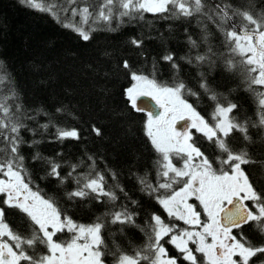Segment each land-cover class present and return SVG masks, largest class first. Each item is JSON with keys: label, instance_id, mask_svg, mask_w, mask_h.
Here are the masks:
<instances>
[{"label": "snow or ice", "instance_id": "1", "mask_svg": "<svg viewBox=\"0 0 264 264\" xmlns=\"http://www.w3.org/2000/svg\"><path fill=\"white\" fill-rule=\"evenodd\" d=\"M31 10L48 14L56 23L73 31L82 41L92 38L97 26L116 31L125 21L143 20L145 14L159 15L164 19L190 20L201 18L214 24L223 35V46L237 62L227 58L228 70L238 68L247 84L248 91L258 99V124L264 127V13L238 11L236 6L208 0H96L81 3V0H19ZM255 7V5H253ZM242 17L247 23L242 26L232 22ZM79 17V19H77ZM116 27H113V22ZM231 26L229 27V23ZM187 30V29H186ZM203 39L210 34L204 27ZM189 44L196 48L197 42L188 37ZM130 43L137 48L142 41L136 38ZM212 53V48H208ZM214 55V53H213ZM178 69L173 55L162 57ZM207 54H197L195 61L204 62ZM191 63L192 60L188 59ZM0 83L6 93L0 95V264H108L111 250L104 232L109 225L132 226L145 235L142 247L134 255L117 250L111 252V264H264V240L256 243L245 232L247 226L264 234V183L256 181L243 165L252 161L246 150H235L229 138L234 132L250 139L248 127L233 115L239 109L235 102L219 101L215 93L209 96L214 104L210 120L197 110L187 96L197 92L174 78L171 83L157 79L155 63L151 74L133 70L131 63H118L116 72L129 81L120 95L127 106L136 113H143V131L151 149L156 153L155 182L147 176L137 177L141 191L155 200L166 214L168 221L156 212L141 227L136 221L134 208L120 205L118 188L132 205L127 192L117 182L107 186L105 176L96 171L93 157L88 173H78L79 164L69 165L66 175L61 174L62 163L44 157L39 151L31 156L33 162L45 165L42 179H55L59 185L74 183L72 190L64 189L66 201L49 196L39 186L33 187L32 173L26 166L23 154L25 146L34 148L41 141L35 139L39 129H56V139H80L75 128L58 127L55 117L43 109L29 110L20 103L14 79L0 62ZM200 88L210 92L208 85ZM260 89V90H257ZM57 113L65 112L57 108ZM38 116L48 117V122L30 127L27 121H36ZM256 127V124L252 125ZM194 130V131H193ZM92 131L100 135L99 128ZM24 132L33 138H25ZM200 134L213 147L210 157L198 145ZM113 180L116 174L112 173ZM107 198L112 209L98 216L93 223H78L61 204L71 201L95 199L104 202ZM18 213L25 225L22 232L6 220L7 210ZM64 237V238H62ZM166 245L172 246L178 255H171Z\"/></svg>", "mask_w": 264, "mask_h": 264}, {"label": "trees", "instance_id": "2", "mask_svg": "<svg viewBox=\"0 0 264 264\" xmlns=\"http://www.w3.org/2000/svg\"><path fill=\"white\" fill-rule=\"evenodd\" d=\"M87 2L95 4L96 0H81L82 4ZM208 2L218 3L221 0ZM224 2L236 6L241 12L264 13V0ZM232 22L241 26L247 23L239 16ZM112 26L116 27L115 21ZM205 26L210 31L207 42L203 39ZM97 27L92 38L84 42L48 14L31 10L19 0H0V62L11 73L14 86L20 94V103L25 108L30 111L43 109L55 117L54 123L58 127L75 128L80 133L79 140L60 141L56 139L55 127L47 131L39 129L34 138L41 143L34 148L25 146L23 149L26 166L32 173L33 187L39 186L49 196L55 195L62 201H66L64 189L70 191L75 187L71 182L59 185L55 179H42L46 166L31 160L35 151L62 163V175L67 174L69 165L73 163L80 165L78 173H88L92 164L88 157L91 156L96 171L104 174L107 186H114L118 182L128 197L138 202L132 205L118 188H114L119 196L114 210H118L122 204L134 208L136 221L143 227L153 212L162 215L155 200L140 190L137 179L146 175L150 182H155L157 156L144 135L145 115L132 111L120 95L122 87L128 86L129 81L117 74L118 63L121 72L122 61L127 59L133 70L145 74H151L155 63L158 80L171 83L174 78H178L187 88L197 92V96L187 98L198 111L214 107L216 102L209 99L212 93L223 103H237L242 112H246L253 101L247 93V84L241 71L225 67L227 58L238 62L239 57H233L223 46L224 37L214 24L206 21L201 23L198 16L189 22L145 14L143 20L131 23L125 21L116 31H108L104 26ZM189 36L197 42L196 48L190 46ZM133 38L142 41L140 48L130 43ZM209 47L212 53H208ZM166 54L173 55L178 69L174 70L171 63L162 59ZM197 54H207L209 59L197 62ZM188 59L192 62L189 63ZM201 82L208 85L210 92L206 93L200 88ZM5 93L6 86L0 83V95ZM58 107L64 108L65 112L57 113ZM47 122L46 116L27 121L33 128ZM93 126L100 129L99 136L92 131ZM24 135L28 140L33 138L32 133L24 132ZM253 136V152L258 153L259 135L256 129L253 130ZM253 156L255 163L252 171L257 176V171H264V157ZM112 173L116 174V180H113ZM262 176L264 174L260 173L259 177ZM61 206L78 223L83 224L95 222L98 216L112 209L107 198L102 203L88 199L62 202ZM245 232L256 243L264 240V234L251 226H247ZM141 233L137 227L124 226L121 230L120 225H109L104 236L108 247L120 251L138 246Z\"/></svg>", "mask_w": 264, "mask_h": 264}, {"label": "flooded vegetation", "instance_id": "3", "mask_svg": "<svg viewBox=\"0 0 264 264\" xmlns=\"http://www.w3.org/2000/svg\"><path fill=\"white\" fill-rule=\"evenodd\" d=\"M260 90V89H257ZM247 93L249 95V97L252 99L253 103L250 104V106L248 107V109L246 110V112H242V110H237L236 112L233 113V115L236 117V119L242 123L245 124L248 127V135L250 136V139L245 141L243 139V134L240 132H234L233 135L229 138V142L231 145H233L234 149L239 151V150H246L249 153V159L252 161L251 163L247 164V165H243V167L245 168L246 172H248V174L254 179V181H256L257 186H259L260 183H264V176L259 177L260 173L262 175V173L264 174V171H257L258 175H255V171L253 170V165H254V154L257 156H263L264 157V127H260L258 124V116H257V104H258V99L257 97L254 95L253 92H250L247 90ZM255 101V102H254ZM227 103V102H226ZM225 103V104H226ZM253 109L255 110V112L253 111ZM213 110V107L211 108V110H206L205 108L201 109V111H199L201 113V115L205 116L207 119L210 120V113ZM244 113V114H242ZM145 120H146V116ZM254 121V122H253ZM256 124V127H253L252 125ZM257 130L258 132V137L257 139L259 140V144H258V153L253 152V145H254V141H253V130ZM194 131V130H193ZM196 139H197V143H199V146L202 147V150L205 151V153L207 155H209L210 157H214V152H213V147L208 143L207 140H205L200 134H196ZM263 169V168H262ZM159 206V205H158ZM161 209V208H160ZM162 212V218L165 220V222L170 223L171 221H168V218L166 216V214L163 212V210L161 209ZM6 220L10 223V225H12L14 228L20 230V231H24L25 230V225L22 222L21 217L19 216L18 213H14L13 210H7L6 213ZM64 238V237H62ZM140 241H138V246H132L129 248H125V249H121V252H125L128 255H134V252L136 249L140 248L143 246L144 242H145V235L144 233H141V238H139ZM166 247L169 250V253L173 256L178 255L175 251L174 248H172V246L170 245H166ZM108 250H111L107 260H108V264H111L112 262V255L111 252H116V249H113L111 247H108ZM181 264H184L183 261H181Z\"/></svg>", "mask_w": 264, "mask_h": 264}]
</instances>
